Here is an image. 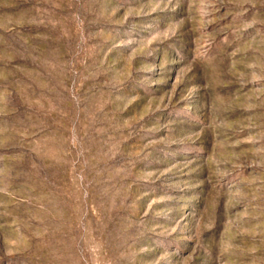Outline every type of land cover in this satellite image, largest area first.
<instances>
[{
  "label": "rangeland",
  "instance_id": "rangeland-1",
  "mask_svg": "<svg viewBox=\"0 0 264 264\" xmlns=\"http://www.w3.org/2000/svg\"><path fill=\"white\" fill-rule=\"evenodd\" d=\"M0 264H264V0H0Z\"/></svg>",
  "mask_w": 264,
  "mask_h": 264
}]
</instances>
